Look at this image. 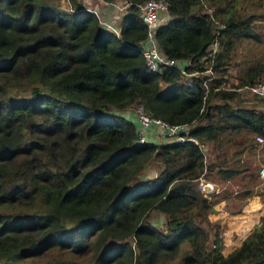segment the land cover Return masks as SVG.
Returning a JSON list of instances; mask_svg holds the SVG:
<instances>
[{
  "label": "trees",
  "instance_id": "16d2710c",
  "mask_svg": "<svg viewBox=\"0 0 264 264\" xmlns=\"http://www.w3.org/2000/svg\"><path fill=\"white\" fill-rule=\"evenodd\" d=\"M124 1L116 32L83 0H0V264H264V223L224 253L197 180L240 175L264 136V102L235 88L264 79V62L227 84L238 41H264V0H167L154 36L188 75L147 66L145 0ZM136 103L193 122L210 157L191 139L137 141Z\"/></svg>",
  "mask_w": 264,
  "mask_h": 264
},
{
  "label": "rangeland",
  "instance_id": "374dc122",
  "mask_svg": "<svg viewBox=\"0 0 264 264\" xmlns=\"http://www.w3.org/2000/svg\"><path fill=\"white\" fill-rule=\"evenodd\" d=\"M83 1L87 7H95L101 2V0ZM116 2L120 3V10H123L125 1L117 0ZM62 4L69 6V0H62ZM117 13L112 12L113 15L109 16L114 24L119 20ZM257 21H259L257 26L261 28V33L264 36V19L259 17ZM256 61L264 62V41L259 43L246 39L238 41L234 51L233 63L229 67L230 74L227 84L238 83L239 75H245L253 68ZM227 87L230 86L227 85ZM235 88L239 91V98L243 102L255 101L257 104L264 102V97L259 100V96H254L244 85ZM154 136V134L149 133V139H153ZM167 138L162 136L160 142H164ZM256 144L251 149H245L241 153V159L235 163L242 168V172L238 173L240 175L227 179L215 169H212L208 174L210 179L221 186V191L211 197L215 200L211 214L212 216L216 215L217 219L220 220V232L225 236L223 237L222 250L236 246L252 228L257 224L264 223V177L258 173V169L264 165V139L256 141ZM205 148V157L208 158L210 153H208L206 146ZM159 164L151 158L143 169L140 178L154 176L159 169ZM220 206L225 207V213L219 209ZM150 220L160 228H164V219H161L157 212L151 213Z\"/></svg>",
  "mask_w": 264,
  "mask_h": 264
},
{
  "label": "built area",
  "instance_id": "2783aa9c",
  "mask_svg": "<svg viewBox=\"0 0 264 264\" xmlns=\"http://www.w3.org/2000/svg\"><path fill=\"white\" fill-rule=\"evenodd\" d=\"M116 8H121L120 3H115ZM99 21V23L105 27L111 28L118 32V27L107 16L100 13V9H92ZM139 15L143 19L147 28V35L142 47L143 55L147 66L151 70H158L163 65H171L178 67L184 75L191 74L193 72L187 71L185 64L188 62L186 58H172L166 56L157 45L155 39V27L167 16V0H145L140 5ZM211 47L215 49L216 42L211 43ZM207 71V70H206ZM244 86L251 92L260 96H264V79L255 81L252 84H244ZM134 116L137 119V133L136 140L143 142L149 140V133L154 134V138L150 140L160 139L161 135L168 137L167 139L183 141L191 139L199 144L200 148L205 152V143L199 142V140L189 134V130L193 125V122H169L159 116L150 114L142 103H136L133 107ZM255 139L261 141L264 136L261 134H255ZM205 157L204 153V160ZM203 172L197 177L198 187L202 193L211 198L214 194L221 191V186L208 178ZM258 173L264 177V165L258 169Z\"/></svg>",
  "mask_w": 264,
  "mask_h": 264
},
{
  "label": "crops",
  "instance_id": "0c3cea01",
  "mask_svg": "<svg viewBox=\"0 0 264 264\" xmlns=\"http://www.w3.org/2000/svg\"><path fill=\"white\" fill-rule=\"evenodd\" d=\"M115 3H116V2H111V3H109V4L107 5L106 2L101 1V2L98 3V5H95V7H88V8H91V9H100V13L103 14V15H105V16H107V17L109 18V16L113 15L112 12L117 13ZM110 4H112V5H110ZM112 7H113V8H112ZM109 19H111V18H109ZM118 19H119V17H118ZM118 21H119V20H118ZM115 25L118 27V22H117ZM156 141H158V139H156ZM219 209H221L223 212L226 211L225 207H221V206H220ZM224 213H225V212H224ZM158 216H160L161 219H164V215H163V213L158 212ZM210 217H212L213 219H217V216H216V215H213V216H212V214H211ZM223 237H225V236L223 235ZM238 243H239V242H238ZM232 248H233V247H232ZM232 248H231V249H232ZM229 250H230V248H228V249H223L222 251H223L224 253H226V252H228Z\"/></svg>",
  "mask_w": 264,
  "mask_h": 264
},
{
  "label": "clouds",
  "instance_id": "9594fccd",
  "mask_svg": "<svg viewBox=\"0 0 264 264\" xmlns=\"http://www.w3.org/2000/svg\"><path fill=\"white\" fill-rule=\"evenodd\" d=\"M89 9H91V8H89ZM92 10V9H91Z\"/></svg>",
  "mask_w": 264,
  "mask_h": 264
}]
</instances>
